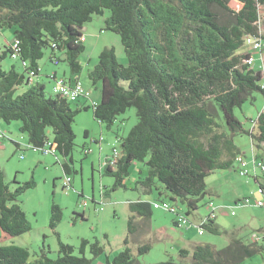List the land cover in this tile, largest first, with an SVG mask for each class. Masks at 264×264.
<instances>
[{
  "label": "trees",
  "instance_id": "16d2710c",
  "mask_svg": "<svg viewBox=\"0 0 264 264\" xmlns=\"http://www.w3.org/2000/svg\"><path fill=\"white\" fill-rule=\"evenodd\" d=\"M105 9L110 10L105 29L120 35L127 63L119 62L114 46L100 51L97 63L88 71L92 83L100 86V102L77 103L73 108L61 95H48L42 83L17 91L31 83L32 70L39 74L38 61L47 48L63 50L72 74H80L84 26ZM263 26L264 0H0V30L14 32L8 45L0 43V120L20 121L28 147L43 153L51 129L56 150L65 158L61 165L70 173L77 113L92 107L94 117L110 129L118 115L135 107L138 121L127 135L116 134L122 156L115 168L105 166L106 173L115 177L113 189L126 187L133 163H144L147 174L137 184L151 193L161 183L177 208L172 212L173 222L181 225L177 217L182 214L189 220L207 194V176L232 167L243 154L233 140L237 132H247L253 146L264 144V110L250 130L235 115V109L253 99L255 91L264 94L262 73L248 62L254 49L247 42L249 37L261 39L264 56ZM15 39L19 41L16 48ZM248 46L251 50H244ZM14 52L19 65L7 69L3 61ZM23 60L28 66L21 64ZM52 155L59 159L57 153ZM34 185L30 180L10 190L0 166V227L5 233L18 236L31 230L18 201ZM260 188L264 192L263 184ZM154 201L129 202L132 214L125 247L114 257L107 256L104 264H143L129 245L130 236L150 228L145 221L152 219ZM77 214L86 218L84 213ZM61 218L62 209L54 204L51 226ZM199 218V227L205 230L229 232L217 223V217ZM150 249L149 243L138 245L139 254ZM262 251L264 245L245 243L232 233L223 248L196 243L192 250L180 248L182 262L170 258L151 264H243ZM49 252L44 247L31 259L27 247L0 244V264H93L105 252V245L99 239L82 238L76 248L59 240L58 255L50 257Z\"/></svg>",
  "mask_w": 264,
  "mask_h": 264
},
{
  "label": "rangeland",
  "instance_id": "374dc122",
  "mask_svg": "<svg viewBox=\"0 0 264 264\" xmlns=\"http://www.w3.org/2000/svg\"><path fill=\"white\" fill-rule=\"evenodd\" d=\"M109 16L110 10L105 9L103 14L93 15L92 20L87 22L83 29L82 40L85 50L79 56L82 70L78 75L94 95H101V90L99 85L92 83L88 71L95 66L99 53L104 47L114 46L119 62L127 63L120 35L105 29L106 19ZM13 34L12 29L0 30V43L8 45L13 39ZM248 49L251 50L250 46L244 50ZM253 54L254 67L261 71L263 76L261 83L264 84V56L259 49H254ZM57 57L58 62H56ZM13 63L19 64V61L8 56L3 61V66L8 69ZM38 65L39 74L31 77L30 84L19 86L17 90L19 93L33 84L42 83L45 85V92L55 96L52 74L55 72L58 76L66 78L72 75L63 50L47 48ZM85 103L93 104L90 98ZM71 106L75 108L78 105L76 102H71ZM263 110L264 94L255 91L253 99H248L241 108L235 109V115L242 122L243 128L250 130ZM137 121L135 107H129L118 115L110 129L94 117L92 107L77 113L74 122L76 134L74 162L70 163L71 172L66 173L61 165V162H65V158L59 152H57L58 159L55 155L28 147V135L20 131V121L6 123L0 120L1 131L9 137H1L0 131V166L5 172L9 189L15 190L17 186L30 180L35 182L33 187L19 196L18 201L26 212L31 230L18 236H11L0 227V244L27 247L33 259L44 247L50 250V257H56L59 240L78 248L81 239L88 238L91 241L99 239L105 245V252L96 257L93 264H104L107 256L112 258L118 254L125 247L124 239L128 235V221L132 214L129 208L130 201H136L141 197L151 201L157 199V201L167 200L173 203L167 192H164L161 183H157L160 187L155 188L151 193L145 192L144 188L137 184L136 180L146 177L147 174V166L138 161L130 168V176L125 181L127 186L113 189L115 177L106 173V161L112 154L113 146L119 144L116 134L127 135ZM87 131L88 136H86ZM48 139L53 142L51 129H48ZM233 140L238 150L247 158L249 173L242 175L239 171L240 164L236 161L230 168L218 169L210 173L206 178L207 194L199 203L194 215L190 216L185 224L176 225L173 222L174 213L154 207L153 230L147 227L145 231L141 230L140 233L130 236L129 245L143 264L157 263L170 258L182 262L180 248L192 250L196 243H211L217 248H223L229 243L232 233L245 243H250L253 233L264 225V206L256 204L258 200H264V193L260 189V184H264V170L260 167L254 169L255 156L258 155L259 159L264 161V144L259 147L253 146L251 136L244 131L237 132ZM15 142H19L20 147H17ZM86 147H91L93 151L86 154ZM141 168L143 174H139ZM66 174L72 178L70 189L64 187ZM160 191L163 193L160 194ZM81 192L83 196L80 195ZM85 197L88 199V206L81 204ZM247 197H250L252 202L242 204ZM209 200L219 207L216 221L222 228L227 229L228 233L214 234L199 227L201 222L199 216L211 214V207L205 205ZM54 204L62 209V218L53 228L50 222ZM181 209L185 208L181 205ZM77 213H84L86 218L82 219ZM144 243L151 244V249L139 254L138 245ZM86 255L92 257L88 251ZM243 264H264V251L246 258Z\"/></svg>",
  "mask_w": 264,
  "mask_h": 264
},
{
  "label": "built area",
  "instance_id": "2783aa9c",
  "mask_svg": "<svg viewBox=\"0 0 264 264\" xmlns=\"http://www.w3.org/2000/svg\"><path fill=\"white\" fill-rule=\"evenodd\" d=\"M247 42L249 44H251V46L253 47V49H259L261 50L262 46H263V41L261 39L258 38H253V37H249L247 39ZM19 41L17 39L14 40L13 44L14 47L16 48L18 45ZM12 58L13 59H17L18 60V53L14 52L12 54ZM59 58L57 57L56 62H58ZM248 62L250 64L255 62V57L254 56H250ZM21 64L23 66H28V61L23 60L21 62ZM30 76L33 77L35 76V72L32 70L30 72ZM52 78L54 80V84H53V92L55 94H59L62 97L66 98L67 100L71 101V102H76L82 98L85 99H89L91 98V90H89L88 88L85 87V85L82 83V81L80 79H76L74 81L70 80L69 78L66 77H60L58 75H52ZM263 88H264V84H262ZM97 103H93L92 105H96ZM1 131V128H0ZM5 133L3 131H1V137H5ZM96 141V140H95ZM98 142V141H96ZM99 143V142H98ZM29 146V145H27ZM102 143H100V150H102ZM92 148L91 147H86L85 148V153L89 154L90 152H92ZM44 152L46 154H55L57 153L56 150V145L53 142H48V147L44 150ZM122 156V150L119 146V144L114 145L113 146V150H112V154L108 157L107 161H106V165H110L113 168H115L120 160ZM236 162H238L240 164V173L242 175H247L249 173V168H248V161L247 158L244 154H239L236 158ZM254 163H255V168L257 169L258 167H260L262 170H264V162L261 160L254 159ZM72 182V178L70 176H66V179L64 180V187L67 189H70L72 187L71 185ZM261 191L263 192V189L260 188ZM264 193V192H263ZM252 202V200L250 199V197H247L244 199V201L242 202V204H250ZM88 199L85 197L82 199L81 204L83 206H88ZM256 204L258 206H264V200H258L256 202ZM208 205L211 207L212 211H211V217L212 218H216L217 217V210L218 208L216 207V205L213 203V201L209 200ZM153 206L155 208H164L167 209L171 212H175L177 211L176 206H173L170 202L166 201V200H162V201H154L153 202ZM101 209H103V207H100ZM178 221L181 224H185L186 222H188L187 218L184 217V215H179L178 217ZM252 242H255L259 245H264V229L262 230H258L256 232L253 233L252 235Z\"/></svg>",
  "mask_w": 264,
  "mask_h": 264
},
{
  "label": "crops",
  "instance_id": "0c3cea01",
  "mask_svg": "<svg viewBox=\"0 0 264 264\" xmlns=\"http://www.w3.org/2000/svg\"><path fill=\"white\" fill-rule=\"evenodd\" d=\"M13 40V39H12ZM13 64H16V63H13ZM12 65V64H11ZM19 65V64H18ZM53 74H56L55 72L53 73ZM52 74V75H53ZM57 75V74H56ZM69 79L70 80H72V81H74V80H76V79H80L81 80V76H79V75H71V77H69ZM82 81V80H81ZM83 83V82H82ZM84 84V83H83ZM85 85V87L86 88H88L89 89V87L86 85V84H84ZM24 90H26V89H23V91ZM90 90V89H89ZM91 100H92V102L94 103H98V102H100V99H101V95L100 94H97V95H94V93L93 92H91ZM87 99H80V100H78V101H76V103H78L79 105H89V103H85V101H86ZM253 126H254V124H253ZM0 127H1V122H0ZM2 129V128H1ZM88 132V131H87ZM6 135V134H5ZM88 135H89V132H88ZM118 135V134H117ZM7 136V135H6ZM120 136H125L124 134H121ZM6 138H8V136L6 137ZM252 145H253V143H252ZM253 147V146H252ZM253 149V148H252ZM253 151H255V149H253ZM256 159H258V160H261V161H263V159H259V156L257 155L256 156ZM264 162V161H263ZM100 164H101V162H100ZM133 166V165H132ZM139 174H143V169L141 168L140 169V173ZM141 178V177H140ZM126 180H128V178L126 179ZM137 181V180H136ZM264 185V184H263ZM138 199H142L141 197H138L136 200H138ZM154 200H156V199H154ZM217 208H219V207H217ZM152 218H153V216H152ZM138 219L139 220H142V217H138ZM143 221V220H142ZM146 222V224H149V229H151V230H153V220L151 219V220H146L145 221ZM262 229H264V225H261L260 227H259V229L258 230H262Z\"/></svg>",
  "mask_w": 264,
  "mask_h": 264
}]
</instances>
